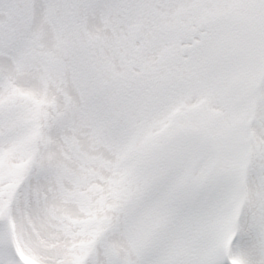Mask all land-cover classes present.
Returning a JSON list of instances; mask_svg holds the SVG:
<instances>
[{
    "label": "snow or ice",
    "instance_id": "snow-or-ice-1",
    "mask_svg": "<svg viewBox=\"0 0 264 264\" xmlns=\"http://www.w3.org/2000/svg\"><path fill=\"white\" fill-rule=\"evenodd\" d=\"M0 264H264V0H0Z\"/></svg>",
    "mask_w": 264,
    "mask_h": 264
}]
</instances>
